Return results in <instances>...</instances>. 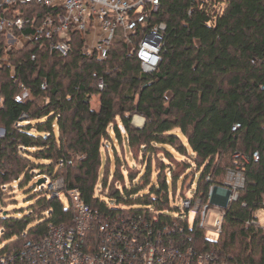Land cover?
<instances>
[{"label":"trees","instance_id":"obj_1","mask_svg":"<svg viewBox=\"0 0 264 264\" xmlns=\"http://www.w3.org/2000/svg\"><path fill=\"white\" fill-rule=\"evenodd\" d=\"M151 17L166 23L161 60L152 71L141 69L122 35L102 60L82 53L78 35L66 57L39 43L8 51L0 65V203L15 186L40 178H62L68 203L32 184L35 201L26 215L0 212V253L43 235L49 224H70L74 211L66 193L77 188L102 215L141 214L152 231L168 226L164 238L211 251L218 261L264 264V228L247 223L264 208V0H160ZM24 90L28 95L18 100ZM94 95L97 108L90 105ZM134 114L144 118L140 127L131 122ZM118 120L144 170L136 185L122 183V192L107 183L105 170L102 194L116 201L108 206L94 187L100 169H107L103 150L107 156L114 139L121 143ZM176 154L194 161L200 170L196 189L204 193L224 184L213 177L239 164L244 186L225 207L215 240L197 220L189 226L186 215L165 213L170 187L173 195L177 180L186 177L172 173L173 164L190 167L178 163ZM153 162L170 174L158 170L148 191L137 195L153 179ZM117 172L115 180L122 179ZM174 224L182 231L172 230Z\"/></svg>","mask_w":264,"mask_h":264},{"label":"built area","instance_id":"obj_2","mask_svg":"<svg viewBox=\"0 0 264 264\" xmlns=\"http://www.w3.org/2000/svg\"><path fill=\"white\" fill-rule=\"evenodd\" d=\"M159 3L160 0H0V65L7 63L8 51L29 43L45 45L50 52L66 57L74 35L80 38L84 55L102 60L114 38L122 35L141 69L152 71L161 60L166 31L165 22L151 20ZM26 28L31 32L24 33ZM98 85L102 88V81ZM27 95L24 90L16 98ZM238 126L235 124L232 129ZM254 157L258 158L257 152ZM62 184V178H58L55 183L49 182L47 188L60 197L64 194ZM223 185L229 196L226 204L215 205L222 210L212 227L218 235L225 207L237 199L244 186L239 164L228 169ZM196 188L195 184L194 191L181 198V205L187 211L188 225L191 226L188 213L193 210L197 226L205 235L213 185L205 193ZM94 193L98 195L95 190ZM66 194L74 211L72 222L49 224L43 235L27 238L14 251L0 253V264H227L218 261L211 251L186 245L171 236L164 238L162 234L169 232V227L154 232L141 214L105 216L90 208L77 188ZM255 212L247 223L264 228V220L260 221ZM172 230L180 232L182 226L174 224Z\"/></svg>","mask_w":264,"mask_h":264},{"label":"rangeland","instance_id":"obj_3","mask_svg":"<svg viewBox=\"0 0 264 264\" xmlns=\"http://www.w3.org/2000/svg\"><path fill=\"white\" fill-rule=\"evenodd\" d=\"M119 34V32H117ZM98 96L94 95L91 98L90 105L93 108L98 107ZM139 117L142 119L141 123L135 122V118ZM132 124L135 126H141L144 123V118L138 114H134L132 117ZM119 128L122 134V140L121 143L118 142L116 139H114V146L110 145L109 149L106 150L107 156L105 153V150H103V159H104V165H107V169H100L99 171V176L97 183L94 187V190L97 192L98 196L101 197L104 201L108 202L109 204H116V201L114 199L108 198L106 195L102 194V181L104 176L106 177L105 170L107 172V183L110 184L112 187H117L119 190L122 192V183L125 184V187L130 188L133 185H136L138 183V180L140 179V172H142L144 169H142V165L140 164L139 158L140 155L139 153H134L135 157L132 158L131 153L129 152L128 147L126 146V139H125V131L121 123L119 122ZM0 134H2V130L0 129ZM192 154V153H191ZM176 161H180L178 163H188L189 168L188 169H183L182 164H177L174 163L173 169H171L172 173H177V174H182L186 173V177L184 178L183 182L182 179L179 178L177 180V186H176V191L172 195V187H170L171 193H170V206L171 209L168 211H165L166 214L171 215V216H180L184 217L186 215V212L183 210L182 205H181V198L183 196H188L190 193L194 191L195 184L197 183L198 177L200 176V170L196 168V165L194 161L187 157V155H181V154H176L175 155ZM117 159V160H116ZM179 159V160H178ZM117 161V164H116ZM167 162V159L164 160ZM182 161V162H181ZM126 162V163H125ZM238 165V162L236 163ZM117 170V177L121 175V178H118L120 180H115V176L113 175V172ZM162 171L164 172L166 170L167 175L170 174L169 169H158V166L155 165L153 162L152 164V174L151 177L155 175L157 171ZM228 169L225 170L223 175H218L213 177L215 181H221V183H224L226 181V173ZM129 175L134 177L135 179L133 181L130 180ZM212 178V177H211ZM43 182L38 184V187H43L48 190L47 185L48 183H55L51 182L49 178H43ZM37 183L35 180L29 182L28 185L24 188H14L13 191L8 193V196L5 197L4 199V205L0 203V212L2 213L3 211L8 212V216H15L18 213L21 215H26L30 209L29 207L34 203L35 199L32 197L34 195V191L31 189L30 191L28 190L29 187L32 184ZM154 183V177L151 181V183L144 189H140L137 191V195H141L145 192L148 191L149 186H152ZM183 183V185H182ZM190 184V187H187ZM106 188L105 190H107ZM211 207L209 208V216L206 221V226L207 228L205 229V235L208 239L210 240H215L218 236V234L212 229L215 223V219L218 218V212H221L222 210L215 205H224L227 202V198L229 196V191L228 188L225 187L224 185H221L220 183H217L216 185H213L212 188V193H211ZM132 197L134 198V195L132 194ZM60 199L62 202L67 205L68 200L67 197L63 194L60 195ZM173 208H177L173 209ZM181 214V215H180ZM256 216L260 221L264 220V208L258 209L255 212ZM188 221L189 224L192 226L195 222V212L192 210L188 213ZM36 223H32L31 226L35 225ZM25 232V231H24ZM26 233V232H25ZM1 236V233H0ZM2 247V243H0V248Z\"/></svg>","mask_w":264,"mask_h":264},{"label":"bare ground","instance_id":"obj_4","mask_svg":"<svg viewBox=\"0 0 264 264\" xmlns=\"http://www.w3.org/2000/svg\"><path fill=\"white\" fill-rule=\"evenodd\" d=\"M141 121H142V119H141V118H139V117H136V118H135V122H137V123H139V124H140V123H141Z\"/></svg>","mask_w":264,"mask_h":264},{"label":"water","instance_id":"obj_5","mask_svg":"<svg viewBox=\"0 0 264 264\" xmlns=\"http://www.w3.org/2000/svg\"><path fill=\"white\" fill-rule=\"evenodd\" d=\"M138 127H140V126H138ZM43 181H44L43 178H40V179H38L37 184H40V183H42Z\"/></svg>","mask_w":264,"mask_h":264}]
</instances>
